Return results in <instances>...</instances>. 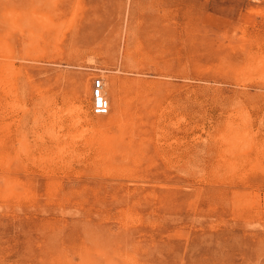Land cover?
<instances>
[{"label":"rangeland","instance_id":"1","mask_svg":"<svg viewBox=\"0 0 264 264\" xmlns=\"http://www.w3.org/2000/svg\"><path fill=\"white\" fill-rule=\"evenodd\" d=\"M0 264H264V0H0Z\"/></svg>","mask_w":264,"mask_h":264},{"label":"bare ground","instance_id":"2","mask_svg":"<svg viewBox=\"0 0 264 264\" xmlns=\"http://www.w3.org/2000/svg\"><path fill=\"white\" fill-rule=\"evenodd\" d=\"M64 33V32H63ZM32 34V33H31ZM12 65V64H11ZM13 70V69H12ZM7 76V75H6ZM100 80H101V84H100V90H101V94L106 98V97H108L110 100H111V102H112V104L115 106V110H116V113H115V119L117 120V119H122V116L124 115V112H125V109H124V103H123V98H122V88H121V84H122V81L123 80H121V78L120 77H116V76H111V77H109L108 78V80H104L102 77L101 78H99ZM95 80V79H94ZM88 88V87H87ZM78 90V89H77ZM94 92V89H92V93ZM17 96V95H16ZM17 98V97H16ZM10 100L8 101V103H7V107L9 108V109H17V108H20V105H19V102H17V100L15 99V94L13 93V92H10V98H9ZM107 99V98H106ZM68 100V99H67ZM71 100V99H70ZM70 100H68V101H65V102H67L68 104L66 105V108L64 109L65 110V113L66 114H68L69 116H74V115H77V114H79V113H82V115L84 114L85 116L88 114V112H89V108H86V109H84L83 108V105H82V102H81V100H79L78 98H74V99H72L71 101ZM107 101H108V99H107ZM108 103H109V101H108ZM63 104H64V102H63ZM84 104V103H83ZM23 107V106H22ZM62 108H63V106H62ZM61 108V109H62ZM11 110V111H12ZM56 110V109H55ZM109 110H110V103H109ZM14 111V110H13ZM12 111V112H13ZM16 111V110H15ZM109 113V112H108ZM107 113V114H108ZM56 114V113H55ZM63 114V113H62ZM107 114H105V115H107ZM61 116H63V115H61ZM79 116V115H78ZM137 116V115H136ZM54 118V117H53ZM59 118V117H58ZM55 119V118H54ZM59 121H60V119H58ZM69 120V119H68ZM110 120V119H109ZM51 121V120H50ZM54 121H56V120H53V122ZM52 122V121H51ZM58 122V121H57ZM61 122V121H60ZM59 122V123H60ZM120 122V121H119ZM132 122H141V121H132ZM73 123H75V122H73ZM48 125L50 124V123H47ZM54 124H56V123H54ZM72 124V123H71ZM5 125V124H4ZM47 125V126H48ZM53 125V124H52ZM74 125V124H73ZM41 126H42V123H41ZM57 126V125H56ZM6 127H8L7 125H6ZM31 127V126H30ZM54 127V126H53ZM58 127H60V126H58ZM49 128V127H48ZM44 129L45 128H43V131H44ZM54 129V128H53ZM60 130H61V128H59ZM48 130V129H47ZM46 130V131H47ZM6 131H8V130H6ZM5 131V132H6ZM56 131H58V128H57V130ZM39 132V131H38ZM45 132V131H44ZM49 132V135L52 137V138H54L55 136H57V135H54V132H53V130H52V128H51V130H49L48 131ZM135 129H131V132H130V137L128 138V144L129 145H131V144H133L134 143V135H135ZM138 132H139V137H140V133H141V130H138ZM8 133V132H7ZM46 133V132H45ZM69 134V133H68ZM38 135V134H37ZM70 135V134H69ZM38 136H40V135H38ZM59 137V136H58ZM79 137V136H78ZM56 138V137H55ZM81 138V137H80ZM99 138V137H98ZM102 138H103V136H102ZM101 138V139H102ZM116 138V137H115ZM58 139V138H57ZM114 139V138H113ZM121 139H122V137H121ZM111 140V139H110ZM102 141V140H101ZM18 142V141H17ZM53 142V141H52ZM104 142V141H103ZM106 142V141H105ZM113 143V142H112ZM47 144V143H46ZM58 144V143H57ZM108 144V143H107ZM59 147V146H58ZM12 148H13V146H12ZM15 148V147H14ZM11 149V148H10ZM45 150V149H44ZM68 151V150H67ZM26 152H27V150H25V148H24V146H22V143L20 144H18V146L16 147V149H15V154L16 155H18V158H19V156H21V155H25L26 154ZM28 153V152H27ZM76 154V153H75ZM81 154V153H80ZM42 155V154H41ZM50 155V154H49ZM79 155V154H78ZM68 156V155H67ZM12 157V156H11ZM14 157V156H13ZM46 157H48V156H46ZM15 158V157H14ZM58 158H60V153H56L53 157H50V160H54V159H58ZM31 159V158H30ZM60 159H62V158H60ZM3 160V159H2ZM3 162V161H2ZM53 162V161H52ZM5 166H6V164H5ZM8 166H10L9 164H8Z\"/></svg>","mask_w":264,"mask_h":264},{"label":"built area","instance_id":"3","mask_svg":"<svg viewBox=\"0 0 264 264\" xmlns=\"http://www.w3.org/2000/svg\"><path fill=\"white\" fill-rule=\"evenodd\" d=\"M100 84L101 80L99 78H96L93 82L94 92L92 93V110L95 114L105 115L109 112V103L107 99L101 94Z\"/></svg>","mask_w":264,"mask_h":264}]
</instances>
